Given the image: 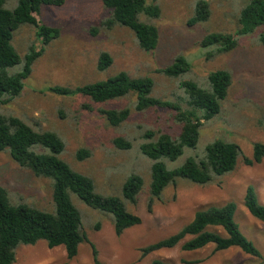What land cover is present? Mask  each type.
I'll list each match as a JSON object with an SVG mask.
<instances>
[{"label":"rangeland","instance_id":"374dc122","mask_svg":"<svg viewBox=\"0 0 264 264\" xmlns=\"http://www.w3.org/2000/svg\"><path fill=\"white\" fill-rule=\"evenodd\" d=\"M13 1L8 0L6 6L13 7ZM197 1L158 0L161 14L153 22L159 28V43L149 52L139 47L131 29L120 25L109 29L103 24L109 10L102 0L47 4L36 14L41 24L59 27L60 36L45 46L44 53L33 64L32 73L24 80L22 93L11 102L1 104L0 112L59 133L66 141L61 157L77 171L93 178L99 193L121 196L123 184L130 175L142 176L144 187L138 201L128 205L141 216L142 222L118 235L110 213L91 208L73 194L89 241L80 243L79 252L72 259L67 257L64 246L51 248L44 240L23 244L17 250L14 264H151L155 258L169 264H264V221L253 216L244 203L247 186L252 185L264 204V158L251 165L245 162L246 157H253L254 144L264 143V46L259 41L260 29L240 36L233 50L207 58L206 49L200 46L202 38L212 31L236 32L240 10L249 0H208L212 10L210 19L189 24ZM32 43L40 47L43 38L37 37L36 27L24 24L15 32L13 44L24 55ZM103 50L111 53L113 63L99 71L98 57ZM180 53L192 62V73L173 78L159 72ZM21 66L18 64L10 70L14 72ZM218 68L230 70L233 77L221 112L204 124L195 147H186L181 156L167 164L169 168H176L189 157L199 159L210 142L223 139L241 146L237 166L231 173L205 185L180 178L152 202L149 190L152 161L140 152L139 144L148 130H174L173 112L167 107L137 111L134 95L97 103L83 94L64 95L50 90L54 85L75 87L104 80L126 70L134 77H153L154 95L175 99L184 95L181 78L182 81L199 78L204 82L208 73ZM127 105L131 114L121 126L111 125L101 110ZM117 136L133 140V147L117 148L113 142ZM81 147L89 148L91 156L78 159L76 152ZM0 184L11 192L15 201L45 210L54 208L51 180L21 167L8 150L0 152ZM228 201L236 203L234 219L260 249L262 257L247 254L237 246L216 250L214 244H209L201 249L184 250L181 243L143 256L142 247L177 232L198 210ZM208 229L225 234L217 227ZM91 242L96 246L97 257Z\"/></svg>","mask_w":264,"mask_h":264},{"label":"trees","instance_id":"16d2710c","mask_svg":"<svg viewBox=\"0 0 264 264\" xmlns=\"http://www.w3.org/2000/svg\"><path fill=\"white\" fill-rule=\"evenodd\" d=\"M102 1L109 10V15L103 22L107 28L111 29L115 25L127 27L134 32L141 49L149 52L157 48L160 32L153 19L161 14L158 0L150 3L147 0ZM65 2L66 0H14L13 7H7L8 0H0V105L11 102L22 93L24 80L32 73L33 64L44 53L45 46L60 36L59 27L41 24L36 14L43 5H62ZM211 13L210 2L198 0L195 12L188 22H206ZM24 24L36 27V35L43 38V45L38 47L32 43L28 51L21 55L13 44V38ZM256 29H260L259 41L264 46V0H249L241 8L236 32H209L200 41V46L206 49L207 58H211L217 53L233 50L237 47L240 36L251 34ZM112 63L111 53L101 51L98 70H106ZM18 64L22 66L11 72L10 69ZM192 71V62L184 53L177 54L170 64L159 69V72L173 78ZM198 79L182 81L181 78L180 87L184 95H178L175 99H163L154 95L153 77H134L126 70L104 80L75 87L54 85L50 90L64 95L83 94L97 103L134 95V108L137 111L167 107L173 112L176 123L174 130H148L139 144L140 152L152 161L149 186L152 202L161 197L168 185L175 184L180 178L205 185L231 173L242 154V148L237 142L216 139L206 146L203 157H189L181 166L169 168L167 161L176 160L186 147H195L204 124L221 112L233 77L230 70L218 68L210 71L206 79L202 80L204 82ZM101 110L113 126H121L131 114L128 105ZM113 142L123 150L131 149L134 145L133 140L125 136H117ZM65 146L66 141L59 133L37 128L19 116L0 112V152L8 150L21 167L32 170L37 177L50 179L54 204L52 210H45L20 200L15 201L11 192L0 184V264H14L21 245L35 244L40 240L46 241L51 248L64 246L67 257L74 258L79 252L80 243L89 239L83 227L81 213L73 202V194L91 208L110 213L118 235L142 222L141 216L128 206L138 201L139 193L144 187L142 176L130 175L123 184L121 196L99 193L95 189L93 178L77 171L61 157ZM76 155L82 160L91 156V150L81 147ZM263 158L264 143L256 142L253 157H246L245 162L251 165ZM244 203L253 216L264 221V204L252 185L247 186ZM236 208L234 201H228L221 206L213 205L198 210L194 218L177 232L142 247L143 256L181 243L184 250L201 249L209 244H214L216 250L237 246L247 254L262 257L260 249L240 230L235 221ZM210 226L221 229L225 234L208 229ZM91 246L97 257L98 252L93 242ZM151 264L169 263L155 258Z\"/></svg>","mask_w":264,"mask_h":264}]
</instances>
